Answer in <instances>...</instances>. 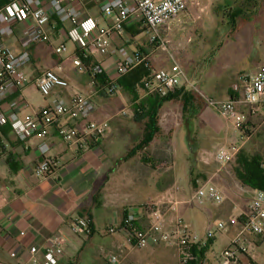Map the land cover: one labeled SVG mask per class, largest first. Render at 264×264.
Here are the masks:
<instances>
[{"label": "crops", "instance_id": "obj_1", "mask_svg": "<svg viewBox=\"0 0 264 264\" xmlns=\"http://www.w3.org/2000/svg\"><path fill=\"white\" fill-rule=\"evenodd\" d=\"M82 17L96 18L100 27H109L112 24L110 17L101 15L99 4L95 0L84 3ZM171 26L172 22L160 29L161 37L167 41V51L151 45L149 40L136 46L135 52L146 55L153 71L168 70L171 66L162 64L160 58L156 57L158 49L171 55L178 63L177 55L169 45L171 37L168 32ZM142 28L144 27L127 26L121 35L112 33L109 36V50L117 52L121 48L126 49V37L136 39L137 36L133 37L130 32H139ZM63 29L59 25L54 31H50L49 44H39L28 49L30 61L24 67L26 82L17 93L0 103V111L4 114L11 113L9 104L16 102L18 108L15 110L20 117L35 115L56 100L69 102L72 95L78 93L90 98L96 105V112L90 120L107 121L108 131L101 137L82 135L75 143H66L58 135L57 125L50 126L44 139L48 146L45 158L52 160L54 166L47 175L40 176L36 174L35 168L42 160L39 151L42 140L31 138L21 142L8 125L0 127V264H32L30 249L36 247L40 258L42 250L57 238L65 240V252L58 259V264H105L108 256L114 254L119 256V264H140L134 257L135 248L128 241L126 233L118 229L116 233L110 234L108 229L117 228L127 210L138 214L142 226L147 225L148 215L143 206L152 203L161 210L166 206L164 215L168 223L180 217L191 230L198 233L200 223L211 218L208 212L195 207L194 213L187 217L186 207L184 210L180 205L188 203V200H184L185 187L189 189L188 197H191L195 193L192 188L200 189L207 184L219 188L225 199L231 203L219 208L216 212L218 215L229 216L232 215V212L228 213L230 208L236 210L238 214L230 216V219L238 220L232 226L235 230L232 238L241 234L246 245L253 251V263L261 264L264 259V246L257 237L243 229L240 219L247 213L238 210L235 194L230 197L227 193L228 187L235 188L240 183L234 172L219 169L211 173L201 167L206 173L202 175L200 169L192 179L191 172L186 170L177 175L173 169V161L170 166L160 170L150 165L151 161L146 157V151L150 148H157L158 151L166 146L170 148L175 132L181 131L183 127L188 138L193 137L197 130L198 135L201 132L208 134L210 131L211 135H218L220 130H212L209 120L202 119V116L207 111L219 113L187 87L181 86L173 92L177 98L162 105L158 129L149 146L127 158L131 149L142 141L148 122L145 117L134 118L133 108L148 94L144 90H137L134 97L132 92L117 86L114 95L102 96L101 89L96 88L86 66L83 65L81 69L69 66L68 61L75 46L72 44L68 48V40L61 34ZM20 32V27L15 26L13 34L0 40V43L15 52L20 51ZM62 42L67 46V53L62 56L54 55L53 48ZM115 54H94L90 57L91 65L96 64L102 68L107 82L119 80L116 79V63L121 58L111 57ZM47 70H52L64 78L68 87L55 88L50 96L37 102L36 95L40 93L36 82ZM197 74L199 78L195 83L206 95L215 91L217 96L224 99L217 96L213 99L226 100L230 97V89L225 93L221 90L229 83V78L226 80L220 73L205 69H200ZM187 92H192V95H187ZM127 107L131 110L130 115L125 110ZM122 111L127 115L122 116ZM225 123L229 124L227 121ZM59 125H68L82 131L84 122L72 121L65 115L59 120ZM120 143L125 145L123 152L119 149ZM145 158L149 164L142 162ZM144 191H148V194L143 195ZM169 202L175 205L174 211H169L166 205ZM73 226H78L79 230L73 232ZM205 231L199 232L202 243H205L202 237ZM144 251H149L154 264H161L168 256H172L173 264H177L178 254L175 249L158 245L150 246Z\"/></svg>", "mask_w": 264, "mask_h": 264}, {"label": "built area", "instance_id": "obj_2", "mask_svg": "<svg viewBox=\"0 0 264 264\" xmlns=\"http://www.w3.org/2000/svg\"><path fill=\"white\" fill-rule=\"evenodd\" d=\"M88 0H4L0 6V40L11 36L14 27L21 29L19 36L20 51L15 52L0 43V103L10 95L15 94L25 84L24 67L30 61L28 49L39 44L51 42L50 31L59 25L63 26L61 34L75 46V51L68 64L73 69L83 68L82 59H88L94 54L108 55L116 51L109 50V36L112 33L121 35L127 26L146 27L151 32L149 43L167 51V41L160 35V29L175 20L188 7L187 0H95L103 17H110L112 24L109 27H100L98 20L93 17H82L84 3ZM68 49L65 43L53 48L56 56H62ZM117 52L121 59L116 63V79H120L142 56L139 52L129 55L123 48ZM172 62L168 70L152 71L151 76L144 81L149 92L157 91L160 96L173 93L181 86L200 97L212 109L227 121L232 128L245 137V115L239 107L264 110V63L255 70L235 79L230 88V97L226 100H216L208 97L196 83L191 82L180 65L169 55ZM103 74L99 65H92L90 77L94 81ZM116 81H109L108 86L101 89V95L112 96L117 91ZM36 87L44 98L50 96L55 88L66 89L67 81L56 72L47 70L37 79ZM12 110L9 114L0 111V127L8 125L21 142L31 138L41 139L39 151L42 160L36 166L37 175L45 176L53 168L52 160L45 158L48 146L44 142L48 129L57 125V133L66 143H75L78 137H101L108 131V122L90 120L96 112L95 103L81 94L72 95L69 102L63 99L56 100L51 106L42 108L35 115L20 117L16 102L9 104ZM126 116V112L120 113ZM68 115L72 121L84 122L83 130H76L68 125H59V120ZM240 151V145L231 144L219 148L215 152V160L222 166L229 164ZM224 196L219 188L207 184L189 198L192 204L203 205L205 202L222 203ZM169 211H174V204L167 203ZM148 215L147 225L142 226L137 213L127 210L121 219L120 225L110 227L108 233L114 234L117 230L124 231L133 248L147 249L150 246L164 245L175 249L178 254V264H191L194 260L192 249L195 246H205L214 233L206 230L205 243L197 232L191 230L181 219L176 217L170 223L152 203L143 206ZM240 219V218H239ZM242 227L255 237L264 246V191L253 190L249 210L241 217ZM238 220L231 219L230 225H236ZM223 223L217 224V230H223ZM78 226L72 231L77 232ZM252 246V244H251ZM65 240L53 239L42 251L38 258V249H30L32 264H58V259L65 252ZM253 247V246H252ZM253 251L246 245L242 235L238 234L231 240V245L220 258V264H254ZM14 256V255H12ZM120 258L109 255L105 264H119Z\"/></svg>", "mask_w": 264, "mask_h": 264}, {"label": "rangeland", "instance_id": "obj_3", "mask_svg": "<svg viewBox=\"0 0 264 264\" xmlns=\"http://www.w3.org/2000/svg\"><path fill=\"white\" fill-rule=\"evenodd\" d=\"M187 2V10L173 20L174 22L172 21L169 34L167 33L171 37L170 43L168 42L170 49L177 55L179 65L186 77L193 83L199 78L197 72L200 69L220 73L226 80L229 78V83L221 88L225 93L229 91L236 78L255 70L264 63V0L256 1L253 7L250 6L247 11L245 10L246 12L244 11L246 14L234 16L231 19L227 16L224 17V12L227 11V7L233 10L238 6H244L242 0H187ZM225 7L226 9L223 11ZM144 29L145 27L142 28L141 33L134 40L128 36L126 37V49H123L129 55L133 54L130 52H135L137 45L140 46L150 39V30ZM71 47L72 43L68 41V48ZM116 56L121 58L119 52L111 55V57ZM156 57L160 58L162 64L171 65L168 53L158 49ZM187 95L191 96L192 92H187ZM207 96L213 98L217 95L215 91H212ZM217 98L224 99L220 96H217ZM36 99L37 102L43 101V97L39 94L36 95ZM248 109V107H239L240 112L246 117L244 138L239 132L233 130L230 124H226L219 114L207 111L203 114L202 119L206 120L207 118L212 130L218 129L221 133L211 135L210 131L208 134L201 132L198 135L197 130L193 137L188 138V133L183 127L181 131L175 132L171 139L170 148L164 143L163 145L166 148L162 151H158L157 148H150L149 151H146V157L151 161L150 165L161 170L170 166L173 161V169L177 175L186 170V172H191L193 179L201 167H205L204 169L211 173L219 169L234 172L236 157L240 151L247 155H260L264 160V110H258V113L249 116ZM125 110L130 115L131 110L128 107ZM231 144L240 145V151L228 165L222 166L215 160V152L218 148ZM119 146V149L123 152L125 150L123 146L125 145L120 143ZM205 170L202 171L201 169L202 175L206 173ZM202 175L199 176L201 179H203ZM197 189L198 187H194L192 191L196 192ZM185 192L184 200H188V203L180 205V208L185 210L186 207L185 214L187 217L189 214L194 213L195 207L207 211L211 217L209 221L200 223L201 227L198 230V235L201 236L199 232H203V230H210L214 233L213 238L209 241L211 244L208 250L198 258L194 257L191 264H220V258L231 245L232 236L235 232L230 225V216H236L238 213L232 208L228 210V213L232 212V215L229 214V216L216 213L219 208L231 204L229 200L225 199L223 193L224 203L207 202L200 206L189 202V189L187 187H185ZM227 193L230 197L235 194V204L238 205V210L248 213L252 190L238 183L235 188L234 186L228 187ZM147 194L148 191L143 192V195ZM156 208L159 209V206H156ZM159 210L164 213L166 206ZM241 217H244V215ZM218 223H223V230H217ZM202 237L206 239L204 234ZM144 250L135 249L133 251L134 257L137 258L140 264H154L152 256L148 254L149 251ZM114 255L117 256V254ZM176 257L178 258V255ZM81 258L83 259V257ZM262 260L261 264H264V259ZM173 261V257L168 256V259L161 262V264H173Z\"/></svg>", "mask_w": 264, "mask_h": 264}, {"label": "trees", "instance_id": "obj_4", "mask_svg": "<svg viewBox=\"0 0 264 264\" xmlns=\"http://www.w3.org/2000/svg\"><path fill=\"white\" fill-rule=\"evenodd\" d=\"M256 1L261 0H242L244 6H238L236 9H231L227 7V11H225L226 7L224 8V17H229L230 19L234 16H241L242 14H246L247 8L253 7L256 4ZM4 3V0H0V6ZM246 10V11H245ZM245 11V12H244ZM144 30H149L145 27ZM139 32H130V34L135 37ZM142 54L141 52H139ZM91 60L82 59V63L86 66L87 71H90L91 68ZM152 68L149 64V61L146 55L140 56L139 60L127 70V72L116 81V85L121 87L124 90H128L134 94L136 97L135 92L137 90H144L147 92V96L143 101L138 103L134 106V118L138 117H145L148 122L145 125L144 129V137L142 141L137 143L131 151L128 153V157L130 158L134 156L139 151H144L152 141L155 132L158 129V119H159V112L162 105L166 102H169L175 98L177 95L175 93H168L165 96H160L157 91L149 92L144 85V81H146L152 74ZM94 84L96 88L103 89L108 86V82L106 77L102 74L95 78ZM185 98V96H184ZM186 102V101H185ZM247 108V107H246ZM256 109V108H255ZM249 108V116L255 113H258L257 109ZM254 110V111H253ZM245 128V127H244ZM246 130V128H245ZM144 164H149V161L142 159ZM235 176L237 180L245 187H248L252 190H263L264 191V160L263 157L257 154L247 155L244 152L240 151L238 156L236 157V168L234 169ZM211 242H207L205 246H195L192 249V254L194 257H199L200 255L204 254L206 250H208Z\"/></svg>", "mask_w": 264, "mask_h": 264}]
</instances>
